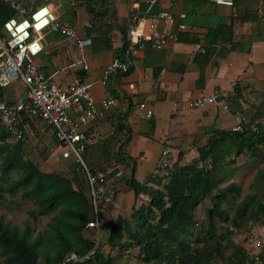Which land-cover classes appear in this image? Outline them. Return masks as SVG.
Listing matches in <instances>:
<instances>
[{
    "label": "crops",
    "instance_id": "crops-1",
    "mask_svg": "<svg viewBox=\"0 0 264 264\" xmlns=\"http://www.w3.org/2000/svg\"><path fill=\"white\" fill-rule=\"evenodd\" d=\"M23 1L31 7L42 2ZM49 5L58 23L74 27L91 44L80 46L60 31L48 30L35 65L61 86L82 76L96 103L107 95L118 100L115 108L86 127V143L113 151L115 156L107 162L121 173L117 176L116 172L105 184L111 196L100 208L99 256L116 264H142L134 243L122 250L107 244L112 224L119 218L130 220L133 210L145 201V195L135 197L125 180L132 176L146 183L160 167L164 149L169 151L167 162L172 158L180 163L217 130L264 124V0H234L231 7L210 0H158L151 6L146 0H99L92 5L93 11L83 0H50ZM136 8L148 18L172 13L173 24L160 22L158 28L177 40L160 50H136L130 58L123 53L120 58L128 62L127 71L105 78V71L123 49L129 18ZM19 82L0 90L3 103L24 97ZM214 93L219 94L216 104L173 111L181 102ZM138 104L151 109L152 117L147 118ZM119 123L125 131L118 129ZM47 132L54 140L50 127ZM125 133L127 140L122 138ZM54 153L60 156L56 142ZM235 243L252 264H264L259 259L264 250L250 244L247 233L240 234Z\"/></svg>",
    "mask_w": 264,
    "mask_h": 264
},
{
    "label": "trees",
    "instance_id": "trees-1",
    "mask_svg": "<svg viewBox=\"0 0 264 264\" xmlns=\"http://www.w3.org/2000/svg\"><path fill=\"white\" fill-rule=\"evenodd\" d=\"M83 1L88 10L93 11L92 5L99 0ZM12 16L13 12L0 2V28ZM125 43L126 35L118 57L123 56ZM240 127L242 131L238 132L215 131L205 145L197 148L195 162L188 165L175 162L166 176L152 174L144 184L137 182L132 176L125 180L135 197L145 195V201L138 209L133 210L130 220L119 218L112 224L107 244L111 248L118 247L122 250L134 243L142 264H214L217 258L225 259L227 264H252L242 247L234 245L229 238L226 239V234L231 235L233 230L235 234L239 231L240 234L247 233H242L243 223L247 220L264 223V200L256 194L246 195L237 205L234 217L229 219L221 208V203L226 200L229 192L237 194L239 189L234 183L218 188L219 183L233 173L234 168L231 166L235 164L237 157L256 154L260 151V145H264V124L254 127L246 124ZM119 128L120 131H125V126L121 123ZM25 136L9 144L8 139L12 136L6 133L5 125L0 119V178L3 179L13 171L19 173L6 188H0V205L4 203V192L11 196L21 192L23 199L37 207L38 216L53 214V217L44 233L33 236L28 223L20 229L7 224L0 215V264H39L40 258L44 259V264H61L65 256L71 253L82 257L90 251H93L92 258L69 264H116L99 256L100 245L95 247L94 233H90L91 229H86L93 214L82 165L69 159L72 163L68 174L42 171L32 161L24 158ZM126 136L125 133L122 138L127 140ZM53 139L56 142L54 136ZM86 139L82 143L81 159L91 172L100 174L98 180L101 184H107L109 178L117 172L113 165L108 164L107 157L115 154L102 145L98 148L106 161L99 162L95 156L96 147L88 146ZM118 156L123 159L122 155ZM259 177L264 181V172H259ZM166 179L167 183L164 184ZM160 187L163 188L159 189ZM216 189L218 194L213 207L206 210V220L195 235L197 224L193 214ZM103 204L104 200L100 208ZM251 207H255L254 215ZM215 218L223 219L231 230L216 236ZM223 240L226 241L224 245ZM227 246L232 248V252L229 257H224ZM259 259L264 262V251Z\"/></svg>",
    "mask_w": 264,
    "mask_h": 264
},
{
    "label": "built area",
    "instance_id": "built-area-1",
    "mask_svg": "<svg viewBox=\"0 0 264 264\" xmlns=\"http://www.w3.org/2000/svg\"><path fill=\"white\" fill-rule=\"evenodd\" d=\"M153 5L158 0H146ZM218 5L231 7L234 0H210ZM12 12L0 28V87H7L16 81L24 86V97L15 103H0V119L5 123L6 133L15 140L24 135H32V129L38 125L49 126L54 138L61 148L63 159L74 158L81 163L92 205L93 218L86 224L87 229L94 230L96 245L99 242V213L103 200L106 203L111 196L109 188L99 182V173L91 172L81 159L82 142L86 139V127L98 118L103 117L110 108L118 105V100L107 95L96 103L90 92V85L81 76H75L68 86L56 84L50 77L39 71L34 58L42 51V39L46 31H60L68 39L76 41L80 46L91 44L90 38H80L72 26L58 23L50 7V0H42L38 6H27L23 0H0ZM171 25L174 16L170 12H161L148 18L136 8L130 15L126 30L124 56L130 58L136 50L162 49L169 41H176L174 35L166 30H159L158 24ZM128 62L120 57L113 60L105 71V78L116 73H124ZM87 70L86 65L83 67ZM219 94L200 96L186 100L173 107V111L197 109L202 106L216 104ZM144 104H138L147 118H151V109L145 110ZM233 132L242 131L240 126L232 128ZM169 151L161 153L160 167L167 165ZM121 173L119 172L117 176ZM254 246L261 250L264 240L255 239ZM261 251H259L260 253ZM257 255V254H256ZM93 251L85 256L71 253L62 260L61 264L83 262L92 258Z\"/></svg>",
    "mask_w": 264,
    "mask_h": 264
},
{
    "label": "rangeland",
    "instance_id": "rangeland-1",
    "mask_svg": "<svg viewBox=\"0 0 264 264\" xmlns=\"http://www.w3.org/2000/svg\"><path fill=\"white\" fill-rule=\"evenodd\" d=\"M45 126L46 125H38V129H32V135L27 134L24 137V158L32 161L44 172H57L62 174L70 173L68 172V169L71 166L70 164L72 163V161H70L69 159V161L63 160L60 158L59 153L57 155L54 153L55 142L47 132L49 128ZM15 142L16 140L13 137H10L8 139L9 144ZM100 151L101 150L99 148H96L95 156L98 157L97 159L99 161L104 160V158L100 159L101 157H105ZM196 160L197 151H194L190 153L187 159L182 158L180 163L178 161L175 162H178L180 165H188L195 162ZM175 162L172 161V158H170L164 168L159 167L153 174L166 176L173 168V166H175ZM207 164H210V160L207 161ZM231 167L234 168L233 173L218 185V188H224L229 184L234 183L239 189L237 194L235 192L233 193V191L229 192L226 200L221 203V208L228 215L229 219L234 217L237 205L246 195L256 194L259 198L264 200V181H262L259 177V172H264V145H260V151L256 154H244L237 157L235 160V164ZM76 168L77 167H75L74 170H76ZM18 175V171H13L3 179L0 178V188H6L7 184L10 181L15 180ZM163 183H167V179ZM162 188L163 187H160L159 189ZM217 194L218 189L214 190L211 196L196 208L193 214V219L197 224V227L194 229L195 235L199 231V226L205 222L206 210L213 207L214 199ZM3 199L4 203L0 205V215L3 216L4 221L7 224L23 229L24 226L28 223L30 228L33 230V236H36L38 233H44L47 230V224L51 222L53 214H50L48 216H38L37 207L32 202L23 199L21 197V192L17 193L14 196H11L8 193L4 192ZM255 212V207H251V213H253L254 215ZM214 226V232L216 236L226 232V230H231L229 224L220 218H215ZM242 227L244 229L242 233H244L245 231L247 232L250 244L254 245L255 239L264 240V223L251 222L247 220L245 223H243ZM134 230L135 229L133 228V231ZM234 232L235 230L232 231L231 235L226 234V239L229 238L234 245H237V243L235 242L237 241L238 236L240 235L239 232L241 231L238 232L239 234H235ZM90 233L93 234L94 231L91 230ZM225 243L226 241L223 240L222 244L224 245ZM261 250H264V246L261 248ZM231 252L232 248L230 246H227L224 252V257H229L231 255ZM1 260L2 259L0 257V262ZM39 264H44L43 258L39 259ZM214 264H227V261H225V259L223 260L217 258L215 259Z\"/></svg>",
    "mask_w": 264,
    "mask_h": 264
},
{
    "label": "bare ground",
    "instance_id": "bare-ground-1",
    "mask_svg": "<svg viewBox=\"0 0 264 264\" xmlns=\"http://www.w3.org/2000/svg\"><path fill=\"white\" fill-rule=\"evenodd\" d=\"M40 71V70H39ZM41 72V71H40ZM10 86V85H9ZM8 87V86H7ZM7 87H0V88H7ZM0 103H3V102H0ZM5 104V103H4ZM94 122V121H93ZM232 130V129H231ZM85 141V140H84ZM83 141V142H84ZM82 142V143H83ZM58 144V143H57ZM59 146V145H58ZM59 148H60V146H59ZM83 150V149H82ZM82 152V151H81ZM80 155H81V153H80ZM60 156H61V148H60ZM62 158V157H61ZM72 158V157H71ZM63 159V158H62ZM70 159V158H69ZM74 159V158H73ZM65 160H68V159H65ZM75 160V159H74ZM81 164V163H80ZM118 174V173H117ZM88 191H89V189H88ZM100 214V213H99ZM87 229V228H86ZM92 230V229H91ZM94 231V230H93ZM99 231H100V220H99ZM98 231V235H100V232ZM99 241H100V236H99ZM99 243V242H98ZM98 246V244L96 245V242H95V247H97Z\"/></svg>",
    "mask_w": 264,
    "mask_h": 264
}]
</instances>
